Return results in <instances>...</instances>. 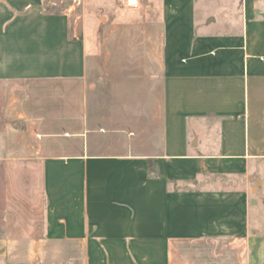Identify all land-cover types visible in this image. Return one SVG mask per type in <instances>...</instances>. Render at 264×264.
Wrapping results in <instances>:
<instances>
[{
	"label": "crops",
	"instance_id": "0c3cea01",
	"mask_svg": "<svg viewBox=\"0 0 264 264\" xmlns=\"http://www.w3.org/2000/svg\"><path fill=\"white\" fill-rule=\"evenodd\" d=\"M0 87V264H264V0H0Z\"/></svg>",
	"mask_w": 264,
	"mask_h": 264
},
{
	"label": "rangeland",
	"instance_id": "374dc122",
	"mask_svg": "<svg viewBox=\"0 0 264 264\" xmlns=\"http://www.w3.org/2000/svg\"><path fill=\"white\" fill-rule=\"evenodd\" d=\"M2 91H1V87H0V133L2 132V129H3V127H2V123H1V115H2ZM4 141H3V138L1 137V135H0V156H2L3 155V153H4Z\"/></svg>",
	"mask_w": 264,
	"mask_h": 264
},
{
	"label": "trees",
	"instance_id": "16d2710c",
	"mask_svg": "<svg viewBox=\"0 0 264 264\" xmlns=\"http://www.w3.org/2000/svg\"><path fill=\"white\" fill-rule=\"evenodd\" d=\"M154 171V170H153Z\"/></svg>",
	"mask_w": 264,
	"mask_h": 264
}]
</instances>
